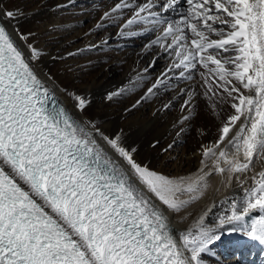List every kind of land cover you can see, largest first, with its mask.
<instances>
[{"label": "snow or ice", "instance_id": "obj_1", "mask_svg": "<svg viewBox=\"0 0 264 264\" xmlns=\"http://www.w3.org/2000/svg\"><path fill=\"white\" fill-rule=\"evenodd\" d=\"M23 15L0 0V264H208L225 233L264 246V0H112L85 33L99 37L90 49L108 44L101 30L109 27L120 37L148 33L142 51L169 59L132 108L176 78L187 82L176 88L187 113L179 122L196 118L199 100L219 121L198 169L177 176L138 161L123 129L109 133L88 113L87 95L62 88L71 109L57 101L35 33L19 26ZM215 176L243 198L230 200L218 224L205 223L208 207L174 230L171 221L192 217Z\"/></svg>", "mask_w": 264, "mask_h": 264}, {"label": "bare ground", "instance_id": "obj_2", "mask_svg": "<svg viewBox=\"0 0 264 264\" xmlns=\"http://www.w3.org/2000/svg\"><path fill=\"white\" fill-rule=\"evenodd\" d=\"M58 2L66 6L56 8ZM111 3L112 0H72L71 3L69 0H14V6L24 13L19 18V26L23 31L35 33L36 46L42 52V75L47 74L43 78L63 105L71 109V101L62 93V88L87 95L92 101L88 113L98 118L109 133L123 129L126 144L137 149L135 156L138 161L166 175H190L199 167L201 144H208L215 137L219 121L208 113L203 101L199 100L196 102V118L181 124L180 117L187 113L181 112V99L176 96V88L185 87L187 82L176 78L166 80V86L162 85L156 96L148 97L138 107L132 108L168 65V62H162L168 58L164 54L154 57L153 53L158 52V48L153 52L142 51L150 34L120 37L116 35L115 27H109L107 33L101 30V35L109 34L111 37L106 46L90 49L88 45L98 44L99 37L95 35V30L89 36H85V33L93 29L98 16ZM173 18L178 19V14H174ZM69 52L74 55L69 56ZM154 58L157 59L156 66L144 72ZM48 75L52 77L51 80L47 79ZM115 91L121 94L112 101L106 100L107 94ZM170 99L171 108L162 109V104ZM181 127L184 131H180ZM198 128L207 130L210 135L199 136ZM169 144H172L171 148H168ZM171 150L178 151L180 155V165L175 168L170 163L168 151ZM259 167L257 165V171ZM210 184L205 198L190 206L189 211L193 215L186 223L171 221L174 230H185L208 207L212 210L205 223L218 224V217L230 214V200L243 198L244 192L235 182L231 187L224 188L220 184V177L215 176L210 178ZM250 185L249 180L246 187ZM217 188L219 191H216ZM247 219L250 223L251 217ZM234 240L245 243L248 249L252 245L253 248L259 245L264 249L258 242L238 233H225L213 248L218 243L230 247ZM213 248V252L219 250V254H224V251H220L221 247ZM217 256L205 254L208 264H253L257 260V256L253 258L254 262H250L249 258H245L248 261L245 262L243 257H226L225 261L228 262L223 263Z\"/></svg>", "mask_w": 264, "mask_h": 264}, {"label": "rangeland", "instance_id": "obj_3", "mask_svg": "<svg viewBox=\"0 0 264 264\" xmlns=\"http://www.w3.org/2000/svg\"><path fill=\"white\" fill-rule=\"evenodd\" d=\"M163 60V59H162ZM163 63H166L168 62L169 63V59H164L162 61ZM159 63V62H158ZM168 153H170V163H172V167L175 168L177 166L180 165V155H179V152L178 151H174V150H171V152L168 151ZM172 171L174 172L175 169H172ZM219 244V243H218ZM216 248H218V246H216ZM216 248H213L216 249ZM217 255L221 256L223 254H219V250L217 251H214ZM229 252V251H228ZM218 259L222 262V261H225L224 259H226L224 256L222 257H218ZM230 259V258H229ZM228 262V261H227ZM243 263V262H242ZM242 263H239V264H242ZM245 263V262H244Z\"/></svg>", "mask_w": 264, "mask_h": 264}]
</instances>
